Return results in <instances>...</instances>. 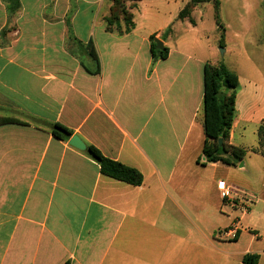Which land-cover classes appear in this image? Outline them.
Here are the masks:
<instances>
[{
  "label": "crops",
  "instance_id": "crops-1",
  "mask_svg": "<svg viewBox=\"0 0 264 264\" xmlns=\"http://www.w3.org/2000/svg\"><path fill=\"white\" fill-rule=\"evenodd\" d=\"M170 1L137 2L134 29L119 35L106 29L109 0H19L15 13L0 0V264H173L181 221L199 230L206 207L232 218L211 228L214 242L242 241L237 216L264 204V155L253 152L264 55L248 73L226 65L239 77L230 144L248 154L240 166L204 165V66L220 61L218 49L205 51L192 15L194 24L178 18L189 0ZM53 124L137 169L143 184L103 175ZM247 229L235 261L256 253L264 264V225Z\"/></svg>",
  "mask_w": 264,
  "mask_h": 264
},
{
  "label": "rangeland",
  "instance_id": "rangeland-1",
  "mask_svg": "<svg viewBox=\"0 0 264 264\" xmlns=\"http://www.w3.org/2000/svg\"><path fill=\"white\" fill-rule=\"evenodd\" d=\"M160 1L167 8L172 6L170 0ZM218 1L219 16L225 29L222 44H220L221 34L216 23L213 2L199 5L191 14L199 23L205 51L213 53V49L217 45V57L214 59L215 61L220 60L217 64L224 63L229 68L240 70L241 73H248L250 65L259 68L262 63V55H264L262 54L264 50V0ZM226 48L228 50L225 52ZM202 156L204 157L203 153ZM254 196L256 198V195ZM253 206L257 211L253 213V216L243 218L240 217V214L237 216L241 219V221L237 220L238 226L241 229H246L240 243L214 242L212 236L214 230L211 228L216 225V229L224 230L231 226L232 218L214 214L207 207L204 210L203 220L199 221L201 226L199 230L189 229L187 231L189 227H192L193 220H182V230L178 237L182 238L184 242L178 249L174 244L173 264L176 262L178 264H239V261H235L236 254L250 242L251 230H248L247 227L256 224L264 225L263 202L260 199H255Z\"/></svg>",
  "mask_w": 264,
  "mask_h": 264
},
{
  "label": "trees",
  "instance_id": "trees-1",
  "mask_svg": "<svg viewBox=\"0 0 264 264\" xmlns=\"http://www.w3.org/2000/svg\"><path fill=\"white\" fill-rule=\"evenodd\" d=\"M12 13L20 8L19 0H4ZM111 8L109 15L105 18L106 29L116 32L119 35L130 33L134 27L133 10L137 2L141 0H109ZM213 2L216 23L219 26L222 44L225 29L219 16L218 0H189L179 14V19H190L194 21L191 14L196 6ZM171 28L169 29V32ZM152 54L155 58L165 59L168 55V48L164 51L157 49L155 37L151 38ZM89 54L98 63V57L94 47L89 46ZM99 73V66L94 72ZM239 88V77L235 72L227 68L224 63L213 64L207 62L204 66V134L205 140L202 153L206 159V164L223 163L227 166H240L248 154L249 150L230 144V132L236 118V94ZM52 134L60 140H69L73 133L61 124L51 126ZM223 142L220 143L219 140ZM258 146L253 152H260L264 155V121L257 129ZM87 153L100 165L103 175L112 179L127 183L132 186H141L144 177L140 171L126 166L120 162L113 161L105 157L99 149L94 146L87 147ZM238 232V231H237ZM259 255L247 253L243 256L241 264H258Z\"/></svg>",
  "mask_w": 264,
  "mask_h": 264
},
{
  "label": "water",
  "instance_id": "water-1",
  "mask_svg": "<svg viewBox=\"0 0 264 264\" xmlns=\"http://www.w3.org/2000/svg\"><path fill=\"white\" fill-rule=\"evenodd\" d=\"M155 43H156V46H157V49L161 50V51H164L165 50V47L163 45V42L159 39H155ZM220 143L223 142L222 139L219 140ZM69 144L75 148H77L78 150H81V151H85L87 150V146L86 144L82 141V139L77 136V135H74L71 137L70 141H69Z\"/></svg>",
  "mask_w": 264,
  "mask_h": 264
},
{
  "label": "built area",
  "instance_id": "built-area-1",
  "mask_svg": "<svg viewBox=\"0 0 264 264\" xmlns=\"http://www.w3.org/2000/svg\"><path fill=\"white\" fill-rule=\"evenodd\" d=\"M219 188L222 189V190H224L225 192H227V188L225 187V183L224 182H221L219 184Z\"/></svg>",
  "mask_w": 264,
  "mask_h": 264
}]
</instances>
